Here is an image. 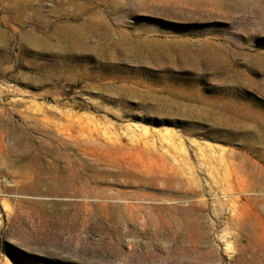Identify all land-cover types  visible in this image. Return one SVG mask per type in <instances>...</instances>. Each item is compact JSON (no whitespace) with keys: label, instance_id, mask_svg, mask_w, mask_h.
Returning <instances> with one entry per match:
<instances>
[{"label":"rangeland","instance_id":"obj_1","mask_svg":"<svg viewBox=\"0 0 264 264\" xmlns=\"http://www.w3.org/2000/svg\"><path fill=\"white\" fill-rule=\"evenodd\" d=\"M258 55L264 0H0V264H264Z\"/></svg>","mask_w":264,"mask_h":264},{"label":"bare ground","instance_id":"obj_2","mask_svg":"<svg viewBox=\"0 0 264 264\" xmlns=\"http://www.w3.org/2000/svg\"><path fill=\"white\" fill-rule=\"evenodd\" d=\"M249 57H250V55H249ZM212 59H213V57H212ZM210 61V60H209ZM250 61V60H249ZM212 62H213V64H212V68H213V71H212V73L215 75V76H217V78L222 74V70H223V68L225 67L224 65H223V63H222V60L220 61V60H212ZM252 64H253V66H255V68L253 69V70H256V69H261V71L264 73V59L263 58H259V55L254 59V61L252 62ZM251 65V64H250ZM193 66H195L194 64H193ZM230 67V66H229ZM232 68V67H231ZM231 70V69H230ZM221 77V76H220ZM236 77H238V74L236 75ZM242 77V76H241ZM245 79V78H244ZM237 80V79H236ZM263 81H262V83H260V86H262V87H264V77H263V79H262ZM246 82V81H245ZM252 82V81H251ZM257 86H258V84H257ZM256 86V87H257ZM258 88V87H257ZM256 88V89H257ZM224 92L225 91H222L221 93H220V96L218 97V98H216V99H214V100H212V104L213 105H223L222 107H224V108H228V109H234V110H236V109H239L240 107L238 106V104H236V103H232L228 98L227 99H224V100H222V101H217L218 99H220L223 95H224ZM234 107V108H233ZM255 112H245L244 114H243V116H241V117H245L246 119L248 118L249 120H252L254 123H257V124H259V126H261L262 127V130L264 129V115H257V114H254ZM234 121V120H233ZM233 121H229V122H233ZM234 122H236V119H235V121ZM233 124V123H232ZM257 136H258V138H261V137H263L264 136V133H259V134H257ZM257 201H259V200H257ZM76 207V206H75ZM77 209H78V207H77ZM36 210V209H35ZM37 211V210H36ZM22 212V211H21ZM26 212H28V211H26ZM32 212V211H31ZM39 213H40V210L38 211ZM43 212V211H42ZM41 212V213H42ZM46 212V211H45ZM45 215H47V214H45ZM19 216H21V215H19ZM41 216H42V214H41ZM48 216V215H47ZM47 216H46V218H47ZM75 217V216H74ZM43 218V217H42ZM49 220H50V218H49ZM60 222H61V220H60ZM69 222H70V220H69ZM84 222H85V220H84ZM46 224L47 223V221H44V220H42V221H39V224ZM48 224V223H47ZM54 224V223H53ZM55 224H56V222H55ZM54 224V225H55ZM63 224V223H62ZM68 224V223H67ZM64 225V224H63ZM73 225H76V224H73ZM43 226V225H42ZM40 228V227H39ZM67 228V227H66ZM73 228V227H72Z\"/></svg>","mask_w":264,"mask_h":264}]
</instances>
